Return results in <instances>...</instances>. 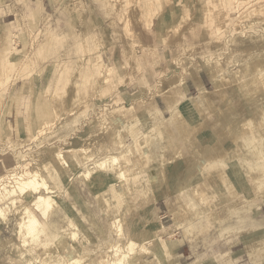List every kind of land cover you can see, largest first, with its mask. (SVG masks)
<instances>
[{"label": "rangeland", "instance_id": "374dc122", "mask_svg": "<svg viewBox=\"0 0 264 264\" xmlns=\"http://www.w3.org/2000/svg\"><path fill=\"white\" fill-rule=\"evenodd\" d=\"M63 1L62 12L56 0H42L41 11L34 1L33 22L21 25L15 49L9 56L0 49V264H111L126 251L124 239L136 244L125 264H161L170 256L161 247L167 238L143 233L161 228L158 194L185 189L193 223L209 226L219 244L238 236L250 259L264 264V188L253 183L264 181V94L254 102L251 82L264 70V0ZM191 71L206 91L220 79L225 99L207 106L197 89H170ZM137 138L145 141V169L124 194L120 170L139 171ZM250 139L261 142L257 149ZM189 160L199 172H183ZM86 172L120 193L118 211L109 191L102 203ZM22 175L39 180L37 193L21 197L13 179ZM36 195L50 196L52 207L34 241L17 231Z\"/></svg>", "mask_w": 264, "mask_h": 264}, {"label": "crops", "instance_id": "0c3cea01", "mask_svg": "<svg viewBox=\"0 0 264 264\" xmlns=\"http://www.w3.org/2000/svg\"><path fill=\"white\" fill-rule=\"evenodd\" d=\"M34 1L36 7H38L37 9L41 11L42 0ZM34 1L0 0V49L3 47L6 51L3 52L4 56H9L11 54L10 52L15 49L12 47L14 42L21 39V25L29 26L32 24L34 9H36L33 5ZM207 2L209 1H205L204 3ZM64 3L63 0H56V8L59 7L58 10L62 9L61 12L65 9ZM52 5L54 4L52 3ZM80 6L78 1L74 2V11L77 8L79 9ZM7 47H9L8 51ZM159 49L160 46L156 49L157 53ZM158 57L161 56L158 54ZM200 80L202 88L206 89V84L203 82L202 76ZM186 88V92H183L185 95L193 89L198 93V89L191 82H187ZM162 103L164 104V102ZM156 105L158 107L157 102ZM159 107L158 109L160 110L161 108ZM164 112L166 111H163V114ZM185 190L175 194L171 191L168 194L164 192L163 195L160 193L155 203V213L158 217V223L161 226L156 233L160 236L162 234L163 237L167 238L164 241L166 243L165 247H167L166 253L170 255L169 258L172 259L173 264H256L247 255L245 245L238 236L229 244H219L217 240H212L208 236L209 226L193 223L190 217L196 212L194 206H190V204L187 206V203H185L186 198H182V196H185L183 193ZM171 212L176 214L177 219L173 218ZM226 214L228 215V212L221 213L222 216H226ZM224 228L229 232L232 231L231 233H237V230L233 227L227 226ZM201 229L207 230L208 232L200 235ZM157 250L160 251L162 256L161 248H157ZM163 257V261L160 259L162 261L161 264H166L168 257Z\"/></svg>", "mask_w": 264, "mask_h": 264}, {"label": "bare ground", "instance_id": "6f19581e", "mask_svg": "<svg viewBox=\"0 0 264 264\" xmlns=\"http://www.w3.org/2000/svg\"><path fill=\"white\" fill-rule=\"evenodd\" d=\"M261 10V9H260ZM255 46V45H254ZM256 49V48H255ZM257 56V55H256ZM258 57V56H257ZM261 57V56H260ZM260 57H259V59H260ZM254 59V58H253ZM258 59V60H259ZM263 57H261V62L263 61ZM255 60H256V58H255ZM258 60H257V62H258ZM253 62H254V60H253ZM261 62H258V63H261ZM256 63V62H255ZM263 65V64H262ZM261 70V69H260ZM260 73V74H259ZM211 77V79L213 80V79H215L216 78V75H215V73H213V76L211 75L210 76ZM188 79H190L191 81H192V83L194 84V86L199 90V99H200V102H202V103H204L205 105H207V106H209V105H217V104H219V102L222 100V99H225V95L224 94H222V92H224V90H222L221 89V84H220V79H215V81H214V83H213V87H214V89H213V91H206V90H204L203 88H202V86H201V80H200V75H199V73L198 72H195V73H193L192 71H191V73H188L187 74V76H186V78H182V82L181 83H179L178 82V80H175L174 81V84H172L171 85V87H170V89L171 88H174V87H178V84H181V87L182 88H184V90H186V87H185V83H186V81L188 80ZM251 79H249V81H250ZM242 82H247L246 81V79H244ZM251 82H252V84L254 85L253 86V88L255 87H258L254 92H252V94H254L253 96H252V100H254V99H256V96H258L259 95V93L261 94V93H263L264 94V70H262L261 72H258V74L256 73V74H254V76L252 77V80H251ZM241 83V82H240ZM244 83H242V84H244ZM241 88L242 89H247V87L245 86V88L244 87H240V90H241ZM252 88V89H253ZM248 99V98H247ZM251 100V98L249 99V101ZM248 101V100H247ZM254 102H255V100H254ZM223 103V102H222ZM249 103V102H248ZM168 105V104H167ZM211 108V107H210ZM253 109L254 108H252V116H253ZM222 111V110H221ZM220 110L218 111V114L219 115H221V112ZM225 115H227V112H226V114ZM200 117V116H199ZM217 119H218V117H217ZM233 120H234V118H233ZM237 120V119H236ZM172 124L173 123H175V125H177V127H178V123H177V121H176V119H175V117L174 118H172ZM239 122H241L240 120H239ZM221 126H222V128H229L228 126V124H227V122H222V124H221ZM251 127V126H250ZM249 127V128H250ZM170 128V126H169V124L167 123V121L165 120V121H163L162 122V124L160 125V128L159 129H161V130H163L164 132L165 131H167L168 129ZM230 129V128H229ZM170 130V129H169ZM165 134H166V132H165ZM261 136V135H260ZM263 139V138H262ZM261 140V139H260ZM263 141V140H262ZM144 140L142 139V138H137L136 139V141H135V147H136V154H135V157H134V159H135V162H137V166H138V170L139 171H137V173H135V172H133V174L132 175H127L128 174V172L129 171H131V169L130 168H122L121 170H120V174H119V178H124L125 180H126V189H124V194L126 193V192H128L130 189H131V187L132 186H134L135 187V185L137 184V178H138V176L141 174V172H142V170L143 169H145L144 168V166H143V164H145V159L147 158V156H148V154H147V151H146V149L144 148ZM260 141L259 140H254V139H250V142H249V145H250V147H253V149H257V147H259V145H260ZM262 144H263V142H262ZM261 144V145H262ZM130 148V150L133 152V148H131V147H129ZM173 148H175V146L173 147ZM130 154V153H129ZM255 155V154H254ZM262 155V154H261ZM59 157V159H60V161H61V164L63 165V166H67V162H66V160L64 159V158H62V155L61 154H59L58 155ZM129 157V156H128ZM123 157H121V159H122ZM263 158V157H262ZM258 159H260V158H258ZM147 160V159H146ZM118 161V157H113V162L112 163H115V162H117ZM261 161H262V159L260 160V161H258L260 164H261ZM144 162V163H143ZM263 162V161H262ZM132 163V162H131ZM122 165H125L124 163L122 164ZM256 165V164H255ZM258 165V164H257ZM46 166H47V170L49 171V168L51 167L50 166V164H49V162H47L46 163ZM119 166V165H118ZM253 166V165H252ZM101 167H102V165H101ZM194 167V171H195V173L198 171L199 172V169L195 166V165H191L190 164V160L186 163V165L183 167H181L182 168V170H183V172H185V173H187L188 171H191V169ZM257 168V167H256ZM253 170V169H252ZM24 171H25V168H24ZM254 171V170H253ZM88 172V171H87ZM86 172V173H87ZM25 173V172H24ZM27 173V172H26ZM29 173V172H28ZM21 174V173H20ZM30 174V173H29ZM174 174V176H176L177 177V173L176 172H174L173 173ZM28 175V174H27ZM189 175H193V173H192V171H191V173L189 174ZM85 176V175H84ZM88 176H89V174L87 173L86 174V176H85V178L87 179V181L89 182V184L92 186V185H94V183L96 182V185L98 186V188H99V191L97 192L98 194H100V192H101V196H103L102 198H101V200H102V203H105L106 202V199H105V196H106V191H109L110 192V194L113 196V200H114V202H115V204H116V206L118 207L117 208V211L123 206V203L122 202H120V193H118L115 189H112L111 187H109V188H107L106 189V185H104V183L100 180V177L99 176H94V177H90V178H88ZM12 177H13V174H12ZM13 180H15V184H14V188L15 189H17L18 191H19V193L21 194V197L23 198V197H27V196H29V195H31V194H35V193H37V189H38V187H39V185H40V182H39V180L35 177V176H30V177H27V178H25L23 175L22 176H19L17 179H13ZM254 182V184L256 185V188H257V190L258 191H260L262 188H264V181H260L259 179H255V180H253ZM179 182H181V181H179ZM2 184H4V183H2ZM128 184V185H127ZM1 186H3L2 188H4V185H1ZM6 188V187H5ZM2 190V189H1ZM4 191H6V195L7 196H9L10 194H12L13 192H14V190L13 189H9V190H7V189H5ZM109 194V195H110ZM1 195V194H0ZM1 198V197H0ZM6 198V197H5ZM32 199V198H31ZM1 200V199H0ZM7 203H9V202H7ZM10 203H11V205H12V203H13V201L10 199ZM31 205H32V207H33V209L31 210V211H29V210H25V219H24V221L22 220V222L19 224V227H18V234H23L24 235V237H25V239H27V238H30V239H32V240H34L35 241V239L37 238V236H38V232H37V229H38V227L40 226V224H41V220L42 219H45V217L48 215V212H49V210L51 209V207H52V202H51V197L50 196H48V195H46V196H44V195H36V197H35V199H33L32 200V202H31ZM6 207H7V205H6ZM3 208V207H2ZM2 208H0V219L2 218V217H4V212H3V210L4 209H2ZM6 210H7V208H6ZM173 212H171V214H172ZM172 216H174L173 214H172ZM3 219V218H2ZM116 219V218H115ZM118 220L116 219V222H117ZM117 228V227H116ZM115 230H117V235H120L121 236V233H122V230H121V224H119L118 225V228L117 229H115ZM158 230H156V231H152L151 230V232L150 231H147V232H144L143 233V235L144 236H146L147 238H155V236L156 235H158L156 232H157ZM136 232V231H135ZM125 238V237H124ZM255 239H253L252 241H254ZM123 242L126 244V251L125 252H121L120 251V247H118V246H115L114 247V251H116V252H121V255H119V257L116 259V260H114V261H112L111 262V264H125V260L126 259H128V258H130V257H133L135 254H136V252H135V246H136V244L133 242V241H131V240H123ZM24 244H27V241H23V246H24ZM145 246V245H144ZM161 247H163V249L166 251L167 250V247H165V246H163V245H161ZM141 250L143 251H147L148 252V250L147 249H145L144 247L142 248L141 247ZM61 255V254H60ZM105 256V255H104ZM63 259V258H62ZM106 260V259H105ZM65 261V260H64ZM125 261V262H124ZM77 262H79V260L78 259H76V258H74V259H71L70 261H67L65 264H77ZM107 263V262H106ZM12 264H15L14 262H12Z\"/></svg>", "mask_w": 264, "mask_h": 264}]
</instances>
